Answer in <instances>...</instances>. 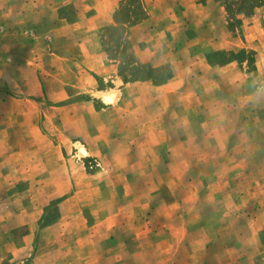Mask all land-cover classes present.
I'll return each mask as SVG.
<instances>
[{"label":"rangeland","instance_id":"1","mask_svg":"<svg viewBox=\"0 0 264 264\" xmlns=\"http://www.w3.org/2000/svg\"><path fill=\"white\" fill-rule=\"evenodd\" d=\"M59 1L69 97L0 69V264H264V0Z\"/></svg>","mask_w":264,"mask_h":264},{"label":"crops","instance_id":"2","mask_svg":"<svg viewBox=\"0 0 264 264\" xmlns=\"http://www.w3.org/2000/svg\"><path fill=\"white\" fill-rule=\"evenodd\" d=\"M17 1L19 2V8H17L15 13L18 14L20 19L27 18L33 22L35 33H33L32 35V40L34 46L32 45L28 53H31L36 58L37 63L34 62V66L31 68V66L25 60L18 62L14 66L13 64L15 62L7 63L6 61L2 62L0 60V69L3 68V80L4 82H7L9 80L6 74V70L13 68V70H15L16 72H18L19 70L21 74L19 77L20 79H27L29 75L35 76L36 78L34 82L37 83V85H39L42 90L44 85L46 93L52 91L53 93L59 95V97L49 96V99L65 100L69 97L67 93L69 92V85L71 84L67 81V78L65 81L61 82V88L59 87V85H57V89L49 91L47 89V85H49L50 83L53 84V82H55V79L57 80V77H68L67 74L70 70V54L68 52L69 50L67 45L71 38L69 37V35L67 36L66 28L77 26V22L79 20L85 19V16L79 15L78 19L74 21V24L72 25L69 24L66 17L61 15L60 6H58L57 8L54 7V0ZM62 2L63 1L58 0V5ZM53 21L61 22V27H59L60 29L58 27H56L55 29H51V26L54 25ZM256 29L257 23L254 22L251 25L250 29L251 36L254 35ZM75 41L77 42V46L83 45V43L80 44L78 42V38ZM54 59L61 61V64H58L61 67V73H58L59 66H56L54 64ZM261 63H264V60ZM77 67L80 68L78 64ZM262 67H264V64H262ZM207 69H209V65L206 62L205 70ZM30 70L31 72H29ZM80 74L82 75L83 71H81ZM181 80L182 79L178 75H174L173 78L170 79L169 83H167L168 85L164 86L163 91L171 86L177 85L179 82H181ZM21 84L25 85V81L22 80ZM56 84H58V82H56ZM78 84L79 87L82 86V83L80 81H78Z\"/></svg>","mask_w":264,"mask_h":264},{"label":"bare ground","instance_id":"3","mask_svg":"<svg viewBox=\"0 0 264 264\" xmlns=\"http://www.w3.org/2000/svg\"><path fill=\"white\" fill-rule=\"evenodd\" d=\"M100 96L102 100L108 104L115 102V99H116V95H114L113 93L102 94Z\"/></svg>","mask_w":264,"mask_h":264}]
</instances>
